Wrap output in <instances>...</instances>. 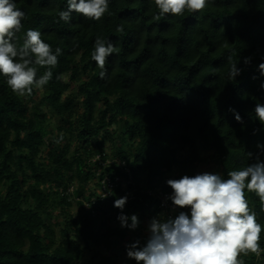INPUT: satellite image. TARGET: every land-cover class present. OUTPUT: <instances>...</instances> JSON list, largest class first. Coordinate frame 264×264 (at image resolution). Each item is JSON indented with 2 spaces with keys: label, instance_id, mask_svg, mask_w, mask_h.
Returning a JSON list of instances; mask_svg holds the SVG:
<instances>
[{
  "label": "trees",
  "instance_id": "trees-1",
  "mask_svg": "<svg viewBox=\"0 0 264 264\" xmlns=\"http://www.w3.org/2000/svg\"><path fill=\"white\" fill-rule=\"evenodd\" d=\"M14 2L25 13L17 45L34 29L62 54L31 96L14 94L0 75V264H77L91 249L87 264H127V245L126 259L111 247L126 232L135 236L128 245L142 247L144 222L167 219L150 194L171 190L167 172L177 168L179 179L208 165L227 179L257 155L264 161V125L253 111L264 104V0H209L202 12L159 20L154 0H109L101 20L73 12L67 23L59 19L67 0ZM97 36L118 49L104 79L91 59ZM229 57L242 69L235 80ZM106 174L122 180L103 198ZM245 191L264 226L259 198ZM124 196L135 230L118 224L114 201ZM238 259L264 264V252Z\"/></svg>",
  "mask_w": 264,
  "mask_h": 264
},
{
  "label": "clouds",
  "instance_id": "clouds-1",
  "mask_svg": "<svg viewBox=\"0 0 264 264\" xmlns=\"http://www.w3.org/2000/svg\"><path fill=\"white\" fill-rule=\"evenodd\" d=\"M154 4L158 9L155 19L159 20L166 15L178 17L185 12H202L209 6V0H154ZM67 5V10L59 12V19L66 23L71 21L73 12L95 21L109 12V0H67ZM24 17L25 13L17 8L14 0H0V75L19 97L31 96L34 88L42 90L52 79L51 69L58 65V56L62 54L59 47L54 54L50 44L41 38V32L34 29L26 31L22 46H18L15 41L19 39L17 33L23 27ZM117 31L122 32L123 26H118ZM115 52L118 49L113 43L97 36L91 59L101 69V79L107 75L108 58ZM250 60L246 57L244 63L248 64ZM229 63V79L235 80L242 69L231 57ZM38 68L48 70L37 77ZM258 71L264 76V63L259 64ZM261 88L264 89V83ZM229 111L243 124L235 109ZM253 111L264 125V104L257 103ZM257 147L264 149V145ZM251 156L252 153H248V157ZM227 177L203 172L168 179L166 183L172 189L168 199L182 211L175 218H152L146 243L141 247L137 240L127 245V257L136 264H243L238 259L241 254L260 256L264 252L260 247L264 226L249 206L245 190L256 194L262 205L261 211H264V161L257 155L256 163L242 170L229 171ZM127 199L124 196L114 201V206L121 209L117 219L121 227L135 230L139 225L138 217L123 213Z\"/></svg>",
  "mask_w": 264,
  "mask_h": 264
},
{
  "label": "built area",
  "instance_id": "built-area-1",
  "mask_svg": "<svg viewBox=\"0 0 264 264\" xmlns=\"http://www.w3.org/2000/svg\"><path fill=\"white\" fill-rule=\"evenodd\" d=\"M122 178L119 175H108L106 174L103 178V189H100V194L102 197H104L106 194L111 193L114 188H116ZM171 190H163L162 188H159L157 191H150V194H153L159 199V207L161 209L162 214L166 215L167 218H175L180 209L175 208L172 204V201L168 199V197L171 195Z\"/></svg>",
  "mask_w": 264,
  "mask_h": 264
},
{
  "label": "rangeland",
  "instance_id": "rangeland-1",
  "mask_svg": "<svg viewBox=\"0 0 264 264\" xmlns=\"http://www.w3.org/2000/svg\"><path fill=\"white\" fill-rule=\"evenodd\" d=\"M43 108H45V105H43ZM55 120L56 119H53L54 122H55ZM200 169H202L203 172H210V173H218L219 172V169L216 166H213L212 167V166L205 165V166H200ZM178 173H179V170L177 168H174L172 171L167 172V176H168V178L176 179ZM74 193H75V191H74ZM73 196L75 198H77V195H73ZM77 208H78L77 205H74L73 206V210L74 211L77 210ZM151 219L152 218H150V219H148V220H146L144 222L145 225H147V228H148V225H149V222L151 221ZM110 222H111V226L116 225V222L115 221H110ZM118 224L121 225V223H118ZM147 228L144 231L148 232L147 231ZM125 229H127V228H125ZM126 233L127 234L122 237L120 244H118V245L113 244L112 247H111V251H113L115 254H118L122 258H125V259H126V254L123 252L124 251L123 247H125L126 245H128V242H129L130 239H134L135 238V236L133 234H131V232H129V233L126 232ZM104 241H106V240H104ZM100 248L102 250H105L106 245L105 244H102L100 246ZM90 251H94V250L91 249ZM90 251L87 252V256H86L85 261H82L81 263H77V264H87V263H89V259H90L91 255H92V253ZM127 264H132L129 259L127 260Z\"/></svg>",
  "mask_w": 264,
  "mask_h": 264
}]
</instances>
